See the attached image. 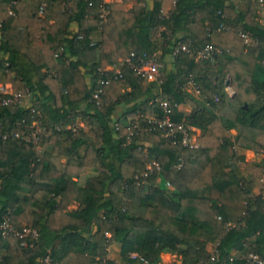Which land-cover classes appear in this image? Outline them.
Listing matches in <instances>:
<instances>
[{"label":"trees","instance_id":"obj_1","mask_svg":"<svg viewBox=\"0 0 264 264\" xmlns=\"http://www.w3.org/2000/svg\"><path fill=\"white\" fill-rule=\"evenodd\" d=\"M10 1L0 0V86H10L0 90V226L7 216L37 236L22 245L0 228V264H114L105 259L113 243L122 264H161L162 254L179 264H250L249 254L264 261V183L254 194L264 179L258 0H243L239 11L233 0H170L166 16L165 0H121L136 4L127 12L109 6L105 23L98 0ZM181 45L189 52L173 56ZM207 45L219 53L197 60ZM142 52L157 54L159 82L124 63L119 76L101 71ZM100 79L110 81L93 99ZM7 93L23 103L3 106ZM161 102L172 122L199 131L196 149L171 145L149 122L163 118ZM36 122L39 141L26 142ZM235 149L262 155L248 177Z\"/></svg>","mask_w":264,"mask_h":264},{"label":"built area","instance_id":"obj_2","mask_svg":"<svg viewBox=\"0 0 264 264\" xmlns=\"http://www.w3.org/2000/svg\"><path fill=\"white\" fill-rule=\"evenodd\" d=\"M15 4L14 0H11L9 3V8ZM258 4L260 8L264 7V0H258ZM89 6H91V3H88ZM110 0H98V9H97V17L100 21V23H105L108 11L110 9ZM45 5L41 6L40 11L43 10ZM9 14H12V11L9 9ZM241 37L244 39L245 44H249L250 40L248 36L241 34ZM257 43V42H255ZM181 52L188 53L189 50L187 46L181 45L177 49L174 50L173 56L179 55ZM219 53V50L207 45L203 48H200L196 51V59L197 60H212L214 56H216ZM127 65L130 67L137 77L147 83L152 82H159V71L161 68V63L159 62V59L157 57V54H147L145 52L142 53H131L125 60L120 61L117 65L114 66H108L107 68H103L101 71H109V70H115L116 75H120L119 66L122 64ZM110 80L106 79H100L98 80V87L93 94V99H97L99 94L102 93L103 87L109 83ZM0 90L4 93L5 87L0 86ZM226 91L230 94L232 93L229 88L226 89ZM9 96L2 100L1 104L3 106H9V105H21L23 103L24 97L21 94H13V93H7ZM160 106L163 109L164 116L161 120H156L155 118H150L149 122L156 125L157 129H161L164 133L165 138L169 139V143L173 146L179 145L182 148H188V149H196L197 148V142L195 134L191 135L190 131H193V129L189 127H185L183 124H177L171 121V110L168 108V105L166 102H161ZM34 112V111H32ZM32 128L34 130L31 132L30 137L26 139V142H32L36 144L39 141V135L42 130L41 125L39 122H36L33 124ZM177 132L180 133V137H177ZM152 166L158 168L157 164L155 162L151 163ZM182 167V163H179L176 168L180 170ZM168 187L169 185L166 184ZM2 230V235L7 238L10 235L17 237L21 240H23L22 245H25L24 239H26L28 236H31L33 239L36 238L37 233L35 230H23V231H17L14 227L11 226L9 222V218L6 216L0 226ZM132 258H135L133 255ZM247 260L250 264H264V261L261 260L258 256L254 254L247 255ZM141 264H146L143 259H140ZM43 264H51L50 260L47 258L43 261Z\"/></svg>","mask_w":264,"mask_h":264},{"label":"crops","instance_id":"obj_3","mask_svg":"<svg viewBox=\"0 0 264 264\" xmlns=\"http://www.w3.org/2000/svg\"><path fill=\"white\" fill-rule=\"evenodd\" d=\"M233 3L235 4V7H236L237 11L242 9L243 0H233ZM135 4H136L135 1H129V2L123 3L121 0H110L111 10H114V11L127 12ZM146 7L148 9H150L152 7L150 1L146 2ZM173 8H174V2L170 1V0H165L163 2V4H162L161 14L166 16L173 10ZM256 19L260 23L264 22V7L260 8V9H258L256 11ZM69 31L75 33L77 31V26L76 25L71 26ZM92 39H93V41H98V39H99L98 34H96V33L93 34ZM166 62H170L168 58L166 59ZM249 62L253 63V60L249 59ZM102 67L103 68H107L108 65L107 64H102ZM169 68H171V67L169 66ZM4 87H5V89L7 91H10V86L9 85H5ZM184 88H185V90L188 93H190L194 97H198V93L195 90V87L191 83H187ZM121 110L122 109H118V112H121ZM179 110L184 112L185 114H189L190 111H191V109H190V107L188 105H181L179 107ZM196 131H197L196 133L198 134L199 131L198 130H196ZM229 135L230 136L236 135V131H234V130L230 131ZM261 140L264 142V138H262ZM234 151L237 154V156L244 157V161L243 162H239L237 164V170H238V167L240 165H242L244 168H247L246 171H244V172H240L238 170V172L244 177H248L249 176L250 169H251V167L254 164L260 163L262 161V155L261 154H256V153H254L252 151L241 150V149H235ZM89 172H90L89 170H84L82 172V174H81V178H80L79 181L82 182L88 176ZM263 183H264V179H262V180L257 182V188L254 190V194H258V192L261 189V186L263 185ZM74 209H76V204L70 205L67 208V211H72ZM116 250L118 251V258H119L120 246L117 243H113L109 247L108 252H107V256H106L105 259L109 260V261H112L114 264H122L121 261L118 260V258L114 255V253H116ZM169 255L170 254H162L161 256H169ZM170 256L173 257V255H170ZM174 257H176V256H174ZM236 257H238V256H236ZM161 262H162V260H161ZM179 263H180V261L178 260L177 264H179ZM37 264H43V262H38Z\"/></svg>","mask_w":264,"mask_h":264},{"label":"rangeland","instance_id":"obj_4","mask_svg":"<svg viewBox=\"0 0 264 264\" xmlns=\"http://www.w3.org/2000/svg\"><path fill=\"white\" fill-rule=\"evenodd\" d=\"M195 137H197V133L195 134ZM246 169L247 168H244L242 165H240L239 167H238V170L240 171V172H244V171H246ZM225 172H227V170H223L222 171V173H225ZM114 255L118 258V251L116 250V253H114ZM160 258H161V260H162V262H161V264H177V261L179 260L178 258H176V257H172V256H160ZM118 260H120L119 258H118Z\"/></svg>","mask_w":264,"mask_h":264},{"label":"water","instance_id":"obj_5","mask_svg":"<svg viewBox=\"0 0 264 264\" xmlns=\"http://www.w3.org/2000/svg\"><path fill=\"white\" fill-rule=\"evenodd\" d=\"M229 84H230V82H229V80H227L226 81V86L229 87ZM230 96H232V93H230Z\"/></svg>","mask_w":264,"mask_h":264}]
</instances>
